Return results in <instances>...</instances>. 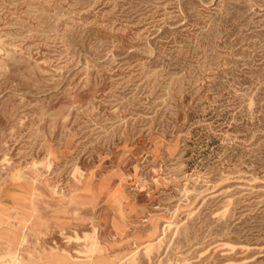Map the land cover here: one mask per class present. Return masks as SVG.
I'll list each match as a JSON object with an SVG mask.
<instances>
[{
	"label": "rangeland",
	"instance_id": "1",
	"mask_svg": "<svg viewBox=\"0 0 264 264\" xmlns=\"http://www.w3.org/2000/svg\"><path fill=\"white\" fill-rule=\"evenodd\" d=\"M0 264H264V0H0Z\"/></svg>",
	"mask_w": 264,
	"mask_h": 264
}]
</instances>
